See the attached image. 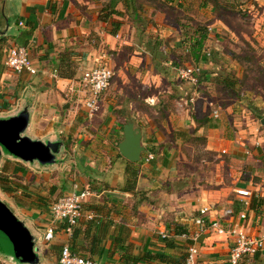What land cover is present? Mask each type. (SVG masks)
<instances>
[{
  "label": "crops",
  "instance_id": "obj_1",
  "mask_svg": "<svg viewBox=\"0 0 264 264\" xmlns=\"http://www.w3.org/2000/svg\"><path fill=\"white\" fill-rule=\"evenodd\" d=\"M242 7V40L264 46V0ZM211 8L204 0H0L5 147L10 151L16 131L18 139L37 143L47 160L23 161L0 148V264H58L62 246L96 264H182L190 244L198 251L195 264H226L231 238L207 228L214 219L223 229L264 238V132L255 126L264 119V103L257 118L247 105L236 114L228 104L213 103V118L207 107L213 84L203 78L216 76L219 67L210 61L198 63L199 88L208 96L172 100L174 109L167 110L159 95L165 78L175 76L171 70L190 64L187 44L197 27H206L203 51L218 44L210 32L225 26ZM12 47L26 49L34 75L3 65ZM101 63L115 68L121 88L134 80L141 90L155 91L143 100L150 114L133 110L138 119L127 120L125 107L134 100L121 101L118 85L112 97L99 96L98 111L87 118L71 88ZM123 121L140 131L144 150L136 163L117 151ZM83 190L90 195L70 232L63 223L49 225L50 204ZM237 190L250 193L246 205ZM253 198L260 200L254 209ZM200 209L207 210L203 232L194 224ZM225 209L232 213L221 219ZM239 264H264V248Z\"/></svg>",
  "mask_w": 264,
  "mask_h": 264
},
{
  "label": "built area",
  "instance_id": "obj_2",
  "mask_svg": "<svg viewBox=\"0 0 264 264\" xmlns=\"http://www.w3.org/2000/svg\"><path fill=\"white\" fill-rule=\"evenodd\" d=\"M18 24L20 25V23ZM205 56H209V53L205 52ZM3 65L14 73L25 72L28 75H34L36 73V69L31 64L28 53L23 47L9 48ZM174 73L179 83L177 86V90L180 91L178 102L181 104H186L187 102L192 103L199 88V78L201 77L199 67L189 64L176 66L174 67ZM113 76V70L105 63H101L83 72L75 85L72 86L71 91L74 94L75 103L85 112L87 118L92 117L98 111L99 96L107 90ZM185 86L190 89V92H186ZM177 108H180V104ZM212 117H217V110H212ZM146 159L150 160L151 157L147 156ZM236 194L243 199L242 203L246 205L244 199H247L250 193L247 190H237ZM89 195L88 190H83L57 198L50 204V220L48 224L63 223L65 232L69 233L77 219L81 216L82 205ZM206 212V209H200L198 211L199 217L194 220L198 232H203L206 229L204 221L201 219ZM231 213L230 209H225L222 211L220 217L224 219L230 216ZM239 218L243 219L244 216L239 215ZM207 228L213 231L215 235H226L231 238L226 264H239L243 257H253L259 254L264 248L263 237L248 235L242 228L234 227L223 229L220 225V220H211ZM181 237L191 242L194 240V237L188 238L186 234H182ZM50 238L51 230L48 228L44 234V239L49 240ZM197 252V248L193 244L188 245L182 264H195ZM58 264L96 263L92 260L79 257L72 253L67 246H62L59 251Z\"/></svg>",
  "mask_w": 264,
  "mask_h": 264
},
{
  "label": "rangeland",
  "instance_id": "obj_3",
  "mask_svg": "<svg viewBox=\"0 0 264 264\" xmlns=\"http://www.w3.org/2000/svg\"><path fill=\"white\" fill-rule=\"evenodd\" d=\"M211 1H214V4H216L217 6L214 12L215 17L224 22L223 24L225 27L221 28L216 33H214L213 31L210 32L212 39L217 37L219 39V42L215 45L210 43L209 46L204 49L203 53L208 52L209 55H212L213 53H218L219 57L216 58L217 61L214 60V62H217L219 68L217 71H215V74L216 76L222 74L227 75L229 83H232L234 86L232 87V90L230 92L224 91L219 92L218 94L216 91H214V88H212L210 90V93L212 92L211 95H213V99L211 98V100L207 101V103H209L207 107L216 110V106L214 107L213 103H216L219 107H225L228 104L230 111L231 109H233V111L237 110L236 114H241L242 108L244 107V105H247L255 111V117L257 118V116L261 115V112L258 109L264 103V46L261 47L259 46L260 44L258 45L255 43L251 47L247 42H244V40H242L243 38H241L242 36L240 35V33L243 32L242 23L245 19L247 11L242 6L250 0ZM207 5L210 6L209 4ZM229 28L233 30V33L229 32ZM211 42L214 41L212 40ZM184 63L186 62L184 61ZM178 64L185 65L182 63ZM197 66L199 67L200 73L202 75V67H200L199 65ZM112 70L114 72V76L111 80L109 87L104 92L105 95H103V97H107L108 95L109 97H112L113 93L117 90L118 85H120L118 90L120 91L121 97L123 98L121 101H124V99L129 101V99L131 98H133L134 100L130 107L129 105H126L125 107V116L127 120L136 121L138 119V117L133 116V114H131L133 110H142L141 112L150 114L149 111L144 108L143 100L146 98V96H150V94L152 95L153 93L155 94V91L141 90L139 88V85L136 84L134 80L131 83H128L126 85V88H121V76H117L115 68H113ZM171 75H175L172 70ZM207 76V82L210 83L209 80H211L212 77L215 75H212L211 77H209V75ZM201 82L199 83V85H202L204 83L203 81ZM178 84L179 83L177 82L176 77L172 76V78H165V88H163V90L159 88V95L163 96L161 98L162 101H165V103L167 102V110L169 108L173 110L174 104L172 100L178 101L180 97L177 96V93L180 94V91L174 89V86L176 85L177 87ZM128 85H130V87H127ZM184 88L187 93L190 92V89L187 86H185ZM198 92H201L202 94L205 93L206 96H208L207 90L198 88ZM233 111L229 114L230 116L228 115L229 119H231L234 115ZM125 122L123 121V123ZM255 126L258 131L264 132V126H261L259 121H257ZM3 130L4 127L2 123H0V148L2 150L4 149L6 153V138L3 135ZM261 145L264 148V143H262ZM0 177H2L1 174Z\"/></svg>",
  "mask_w": 264,
  "mask_h": 264
},
{
  "label": "water",
  "instance_id": "obj_4",
  "mask_svg": "<svg viewBox=\"0 0 264 264\" xmlns=\"http://www.w3.org/2000/svg\"><path fill=\"white\" fill-rule=\"evenodd\" d=\"M260 123L264 124V119H261ZM122 137V141L117 145L119 155L130 163L140 161V155L144 148L141 146L139 129L134 127L131 122H127L122 126ZM9 144L10 151L7 149V153L10 152L23 161L37 160L41 164L47 162L46 157L41 153L38 144L30 143L26 138L18 139L16 131L12 132V136L9 138ZM3 218L8 225L13 222L7 216L5 217L3 215Z\"/></svg>",
  "mask_w": 264,
  "mask_h": 264
},
{
  "label": "trees",
  "instance_id": "obj_5",
  "mask_svg": "<svg viewBox=\"0 0 264 264\" xmlns=\"http://www.w3.org/2000/svg\"><path fill=\"white\" fill-rule=\"evenodd\" d=\"M207 4H209L212 8L211 11L214 13L217 6L214 4V1L211 0H204ZM116 28V26H113ZM196 34V37L194 39H190L189 43L187 44V50H188V56L190 59H186L190 64L189 65H198L199 62H214L216 60V54L213 53L212 55L205 56L203 53V42L206 39V28L205 27H197L194 31ZM209 57V58H208ZM183 66V65H181ZM203 80H206V77L203 78ZM202 81V76L199 78V83ZM211 82L213 84L214 91L217 92H230L232 90V87L234 86L232 83H229L228 77L225 74L215 76L211 79ZM260 118V117H259ZM260 202L259 199H252L250 202V207L254 209V204L258 205ZM254 203V204H253Z\"/></svg>",
  "mask_w": 264,
  "mask_h": 264
}]
</instances>
